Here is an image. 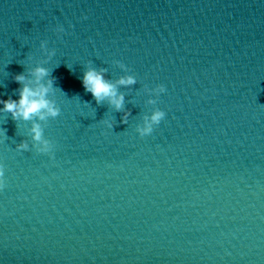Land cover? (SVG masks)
<instances>
[{"label":"water","instance_id":"water-1","mask_svg":"<svg viewBox=\"0 0 264 264\" xmlns=\"http://www.w3.org/2000/svg\"><path fill=\"white\" fill-rule=\"evenodd\" d=\"M37 66L61 111L0 103V264H264V0H0V100ZM88 67L136 77L124 110L84 90Z\"/></svg>","mask_w":264,"mask_h":264},{"label":"clouds","instance_id":"clouds-1","mask_svg":"<svg viewBox=\"0 0 264 264\" xmlns=\"http://www.w3.org/2000/svg\"><path fill=\"white\" fill-rule=\"evenodd\" d=\"M56 31L63 33L65 30L63 26H57ZM51 55H55L53 52ZM121 69H127L124 63L116 61ZM106 69L88 67L84 71L81 82L84 90L87 93H91L95 103L97 105L103 104L105 101L112 106L117 112L124 110L125 96L122 92H119L120 87H130L137 84V79L134 75L127 74L121 76L115 82L110 81L105 76ZM32 79L26 83L28 77L23 72L14 75V80L20 85L19 99L15 100L9 97L6 100H0L3 103V111L11 113L13 121L23 120L31 121L33 119L42 121L47 118L55 119L60 115V109L55 105L53 101L48 98L49 92L54 88L56 78L51 76L45 82V78L49 77V71L47 68L37 66L30 71ZM61 92H64L60 87ZM154 92L156 97L166 92V87L163 84H158L155 88L150 89ZM65 93V92H64ZM66 94V93H65ZM149 104L157 103L156 99H150ZM131 115L129 110L124 111V115L121 117L120 123L126 124L128 116ZM166 116L165 111L160 108H155L151 114L146 115L143 119L142 125H137L136 131L141 136L150 135L155 126H158ZM108 129H113L116 125L110 120L101 121ZM32 139L37 142L40 147L38 152L42 154H51L54 148L53 143L44 137V130L39 123H34L31 127ZM29 148L26 142L18 145L19 150L27 151ZM5 169L3 165H0V190L5 187Z\"/></svg>","mask_w":264,"mask_h":264}]
</instances>
